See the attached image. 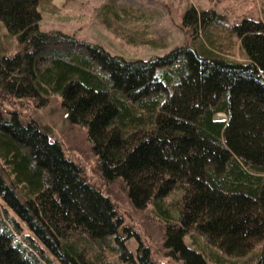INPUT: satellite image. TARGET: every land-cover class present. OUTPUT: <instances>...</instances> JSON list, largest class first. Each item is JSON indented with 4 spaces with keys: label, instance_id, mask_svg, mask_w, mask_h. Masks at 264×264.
Wrapping results in <instances>:
<instances>
[{
    "label": "trees",
    "instance_id": "obj_1",
    "mask_svg": "<svg viewBox=\"0 0 264 264\" xmlns=\"http://www.w3.org/2000/svg\"><path fill=\"white\" fill-rule=\"evenodd\" d=\"M42 2L0 0L21 44L0 53V264H45L39 242L62 264H163L47 125L14 108L55 95L85 129L102 179H120L133 208L151 209L165 261L264 264V20L229 24L190 6L185 44L126 58L40 29ZM110 14L122 22L104 11L99 20L132 42ZM233 37L243 60L230 56ZM50 43L77 50L45 53Z\"/></svg>",
    "mask_w": 264,
    "mask_h": 264
},
{
    "label": "rangeland",
    "instance_id": "obj_2",
    "mask_svg": "<svg viewBox=\"0 0 264 264\" xmlns=\"http://www.w3.org/2000/svg\"><path fill=\"white\" fill-rule=\"evenodd\" d=\"M39 6L41 20L40 29L60 31L73 34L75 38L98 44L113 54L126 58L148 57L163 54L171 48L185 44L187 37L179 27L187 7L213 8L223 15L229 24L239 22L243 17L261 18L264 20V0H42ZM114 11L124 18V35H129L128 42L123 33L109 30L100 20L99 13ZM128 13V14H125ZM129 18H127V16ZM114 20H116L113 17ZM115 22L119 23L116 20ZM233 54L231 57L243 60L238 54L237 39L233 37ZM21 49L16 35L9 33L3 21L0 20V53L13 54ZM77 50L63 43H50L44 49L45 53L58 51L66 53ZM59 95L51 97L45 105L35 106L31 99L14 105L24 120L34 118L47 125L49 134L61 145L67 157L77 162L92 184L101 188L117 205L126 221L132 223L135 229L148 237L154 246L156 255L163 264H173L165 261L166 256L161 248V227L149 207L135 209L130 204L124 184L120 179L106 182L100 176L97 159L87 140L85 129L77 124H71L65 118V112L60 105ZM26 101V102H25ZM6 103V102H5ZM4 104V103H3ZM215 119H225L223 113L214 115ZM25 230V229H24ZM131 247L134 241L129 240ZM40 249L49 260L45 264H62L55 255L42 243Z\"/></svg>",
    "mask_w": 264,
    "mask_h": 264
}]
</instances>
